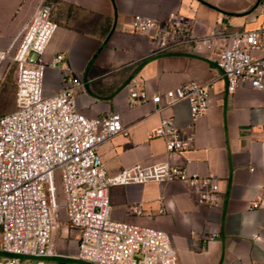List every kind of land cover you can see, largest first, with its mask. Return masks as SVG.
Segmentation results:
<instances>
[{"label": "crops", "instance_id": "crops-1", "mask_svg": "<svg viewBox=\"0 0 264 264\" xmlns=\"http://www.w3.org/2000/svg\"><path fill=\"white\" fill-rule=\"evenodd\" d=\"M39 0H0V49L30 17ZM56 28L40 59L44 95L60 87L61 75H74L81 88L76 106L86 116L118 111L125 132H117L97 146L102 163L113 173L132 163L157 161L182 163L217 184L215 206L195 200L186 184L169 180L110 185L109 216L165 231L178 264H264V170L259 144L264 140V90L237 86L231 92L214 63L212 50H196L185 42L159 50L145 32L130 25L134 13L151 16L164 24L174 20L195 34L212 27L226 32L260 30L264 54V0H43ZM134 76L148 95L187 80H210V103L191 119L187 102L171 104L145 101L128 106L126 83ZM160 116H169L187 146L167 152L163 139L150 134ZM253 166L251 170L250 167ZM61 221L51 248L56 253L35 256L43 264L74 261L77 230ZM209 232L214 235L208 238ZM47 260V262L45 261Z\"/></svg>", "mask_w": 264, "mask_h": 264}, {"label": "built area", "instance_id": "built-area-1", "mask_svg": "<svg viewBox=\"0 0 264 264\" xmlns=\"http://www.w3.org/2000/svg\"><path fill=\"white\" fill-rule=\"evenodd\" d=\"M56 25L48 6L39 0L0 49V83L14 65L13 109L0 113V264H25L21 254L56 253L51 248L58 228L54 175L60 182L65 223L77 230L72 257L84 263L76 264H178L165 231L110 218L107 189L115 184L177 180L196 192L198 203L215 206L216 181L199 175L188 160L135 162L108 173L97 146L111 135L125 132L120 113L86 116L79 111L76 96L81 82L74 75L62 74L58 90L50 95L42 92L45 66H54L60 59V55L48 63L40 59ZM130 25L155 40L159 50L185 42L196 50H212L228 92L243 85L264 90V54H252L262 44L260 30L226 32L212 27L195 34L174 20L160 24L139 13L132 15ZM209 88L210 80L190 79L148 95L142 80L131 76L126 83L127 105L149 100L159 108L184 99L194 119L210 103ZM150 134L163 139L167 152L185 148L189 138L181 135L169 116H160ZM259 144L262 158L258 167L264 170V140ZM263 196L264 189L251 204H258ZM213 235L209 232L207 237ZM34 264L43 262L36 259Z\"/></svg>", "mask_w": 264, "mask_h": 264}, {"label": "rangeland", "instance_id": "rangeland-1", "mask_svg": "<svg viewBox=\"0 0 264 264\" xmlns=\"http://www.w3.org/2000/svg\"><path fill=\"white\" fill-rule=\"evenodd\" d=\"M13 91H14V65L7 69L6 74L4 75L3 80L0 83V113L7 112L13 109ZM54 194L55 201L57 204V214H59L61 202H62V192L60 189V182L56 175H54ZM61 221L58 218V224ZM71 228V227H70ZM21 259H25V264H34L36 261L35 256L31 255H19ZM47 262V260H45ZM84 263L80 260H74L68 262V264Z\"/></svg>", "mask_w": 264, "mask_h": 264}]
</instances>
